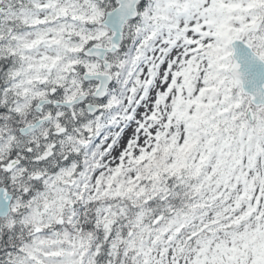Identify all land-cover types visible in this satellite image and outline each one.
Segmentation results:
<instances>
[{
  "label": "snow or ice",
  "instance_id": "6c2138e0",
  "mask_svg": "<svg viewBox=\"0 0 264 264\" xmlns=\"http://www.w3.org/2000/svg\"><path fill=\"white\" fill-rule=\"evenodd\" d=\"M0 264H264V0H0Z\"/></svg>",
  "mask_w": 264,
  "mask_h": 264
}]
</instances>
